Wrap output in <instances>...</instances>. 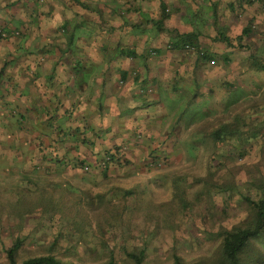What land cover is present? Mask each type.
Here are the masks:
<instances>
[{"label":"rangeland","instance_id":"374dc122","mask_svg":"<svg viewBox=\"0 0 264 264\" xmlns=\"http://www.w3.org/2000/svg\"><path fill=\"white\" fill-rule=\"evenodd\" d=\"M253 3V13L236 16L249 27L236 41L242 47L213 42L220 47L216 54L226 50L235 62L228 64L232 72L226 69L239 82L223 81L214 93L217 85L184 65L188 78L178 84L171 109H182L178 144L167 146L168 127L162 138L130 153L111 145L97 163L39 164L30 183L17 189L20 209L0 210V264H10L7 251L18 240L16 263L51 255L64 264H131L127 253L138 251L144 264H175L177 258L181 264L221 263V233L250 217L247 200L259 199L264 180V73L257 66L264 63V0H246ZM189 17L201 24L191 11ZM218 28L202 35L211 38ZM253 254L260 261H252ZM245 264H264V237L252 240Z\"/></svg>","mask_w":264,"mask_h":264},{"label":"crops","instance_id":"0c3cea01","mask_svg":"<svg viewBox=\"0 0 264 264\" xmlns=\"http://www.w3.org/2000/svg\"><path fill=\"white\" fill-rule=\"evenodd\" d=\"M190 2L0 0V29L9 34L0 38V210L20 209L17 189L30 183L39 164L97 163L111 145L130 153L168 127L167 146L178 144L183 114L171 109L178 84L188 78L184 65L217 85L214 93L223 81L239 82L227 70L235 62L226 50L215 51L242 47L235 38L244 27L236 16L253 13L255 3ZM214 24L211 38L202 35ZM189 33L198 47L173 49Z\"/></svg>","mask_w":264,"mask_h":264},{"label":"trees","instance_id":"16d2710c","mask_svg":"<svg viewBox=\"0 0 264 264\" xmlns=\"http://www.w3.org/2000/svg\"><path fill=\"white\" fill-rule=\"evenodd\" d=\"M162 11L165 12V7L162 6ZM249 34V27L246 26L242 29L241 34L237 36L236 40H242ZM197 37L194 34H185L180 36V39L173 43V49L180 48H197L196 44ZM222 40L227 44L231 45V39L223 36ZM202 58H208L205 53L202 54ZM133 54V52H128ZM258 68L264 73V63L259 62ZM224 126L214 131V138L220 139L223 133ZM111 153V152H110ZM112 154L109 155V159H112ZM107 162V160H106ZM250 204L251 215L241 225H237L231 229L224 230L221 233L220 241V264H245L246 258L250 256V250L252 249V240L260 237H264V180L262 184V194L258 200H247ZM20 240H18L12 248L7 251V257L10 264H64L56 257L51 255L30 257L23 260L21 263L15 262L16 250L20 247ZM131 264H144V252H130L127 253ZM261 257L259 255H251V260L258 262ZM106 264H112L109 261ZM175 264H181L179 259L175 260Z\"/></svg>","mask_w":264,"mask_h":264},{"label":"built area","instance_id":"2783aa9c","mask_svg":"<svg viewBox=\"0 0 264 264\" xmlns=\"http://www.w3.org/2000/svg\"><path fill=\"white\" fill-rule=\"evenodd\" d=\"M0 33H1V35H2L3 37H7V36H9V34H8V33L1 31V29H0ZM12 34H14V35H17V34H18V32H17V31H13V33H12ZM211 62H213V61H211Z\"/></svg>","mask_w":264,"mask_h":264}]
</instances>
